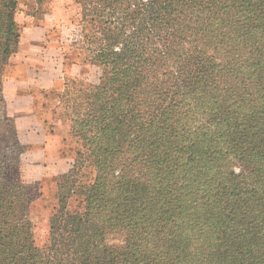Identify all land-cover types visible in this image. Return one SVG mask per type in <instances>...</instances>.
Wrapping results in <instances>:
<instances>
[{
    "label": "trees",
    "instance_id": "obj_1",
    "mask_svg": "<svg viewBox=\"0 0 264 264\" xmlns=\"http://www.w3.org/2000/svg\"><path fill=\"white\" fill-rule=\"evenodd\" d=\"M20 1L0 0V122L19 169L11 181L0 163V264H264V0H76L102 67L75 116L95 176L76 185L80 159L64 175L44 248L4 114Z\"/></svg>",
    "mask_w": 264,
    "mask_h": 264
},
{
    "label": "rangeland",
    "instance_id": "obj_2",
    "mask_svg": "<svg viewBox=\"0 0 264 264\" xmlns=\"http://www.w3.org/2000/svg\"><path fill=\"white\" fill-rule=\"evenodd\" d=\"M28 0H21V9L18 14L25 13L29 8L26 6ZM31 4V3H30ZM69 14L64 16L61 31H56L54 36L62 41L63 52L66 59V76L64 81L58 84L48 94L44 93L40 98V105L43 106L45 113L43 117L47 119L48 129L59 134L61 137V155L69 158L70 169L62 174L45 178L40 185L24 183L27 194L30 198V209L28 219L32 221L34 237L36 244L44 248L50 237V219L56 213L59 204H63L61 194L63 191L62 181L67 173L72 169L76 159L83 161V168L75 175L76 185L88 184L95 176L94 169L89 165L90 151L85 147L84 139L80 133L78 122L75 119L82 118V112L88 107L85 96L91 92L90 85H96L100 82L102 67L92 62V53L89 49L93 46L82 34V29L87 26V32L93 29L89 19L82 22V4L76 0L65 1ZM53 0H44L43 9L45 13L53 7ZM29 15V14H28ZM43 14H40V17ZM31 16V15H30ZM21 26L20 22H18ZM169 39L163 36L162 40L158 38V45L163 47ZM227 47L219 48L214 59L217 65L230 60V53L226 51ZM68 82V83H67ZM81 97H78V95ZM80 104V105H79ZM1 114V113H0ZM76 116V118H75ZM10 133L4 127V121L0 122V163H5V170L2 176L9 180L19 178V169L17 163L13 162L17 154L16 146L12 145ZM7 156V158H5ZM80 183V184H79ZM74 191V188L72 189ZM65 203V202H64ZM67 207L71 210H81L84 204L83 197L72 195L66 200Z\"/></svg>",
    "mask_w": 264,
    "mask_h": 264
},
{
    "label": "crops",
    "instance_id": "obj_3",
    "mask_svg": "<svg viewBox=\"0 0 264 264\" xmlns=\"http://www.w3.org/2000/svg\"><path fill=\"white\" fill-rule=\"evenodd\" d=\"M53 0L52 9L41 18L17 14L21 24L17 50L10 59L3 81L4 114L11 120L20 153V175L27 184L67 172L69 158L61 155V137L48 129L41 95L64 81L66 59L62 41L54 36L64 25L69 10Z\"/></svg>",
    "mask_w": 264,
    "mask_h": 264
}]
</instances>
